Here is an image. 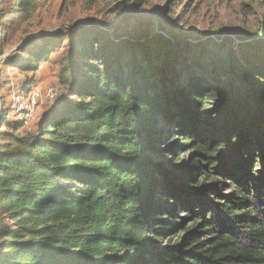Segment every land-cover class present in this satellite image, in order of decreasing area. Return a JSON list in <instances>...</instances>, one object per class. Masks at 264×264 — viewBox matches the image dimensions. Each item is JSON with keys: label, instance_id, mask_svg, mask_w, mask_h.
Returning a JSON list of instances; mask_svg holds the SVG:
<instances>
[{"label": "trees", "instance_id": "obj_1", "mask_svg": "<svg viewBox=\"0 0 264 264\" xmlns=\"http://www.w3.org/2000/svg\"><path fill=\"white\" fill-rule=\"evenodd\" d=\"M46 1L0 0L3 42ZM78 43L75 100L0 144V264H264V39L243 61Z\"/></svg>", "mask_w": 264, "mask_h": 264}, {"label": "rangeland", "instance_id": "obj_2", "mask_svg": "<svg viewBox=\"0 0 264 264\" xmlns=\"http://www.w3.org/2000/svg\"><path fill=\"white\" fill-rule=\"evenodd\" d=\"M4 16L0 12V144L11 134H36L52 110L75 100L71 83L77 66L86 63L78 43L83 34L98 52L111 44L110 59L121 46L130 50L125 55L130 59L144 49L163 52L168 46L203 60L211 49L226 56L230 48L243 61L251 55L248 46L264 39V0H47L7 42L2 40ZM43 41L51 46L49 56L38 70L21 71L23 51ZM0 221L14 223L2 211Z\"/></svg>", "mask_w": 264, "mask_h": 264}, {"label": "built area", "instance_id": "obj_3", "mask_svg": "<svg viewBox=\"0 0 264 264\" xmlns=\"http://www.w3.org/2000/svg\"><path fill=\"white\" fill-rule=\"evenodd\" d=\"M55 94V88L50 87L48 95L52 96Z\"/></svg>", "mask_w": 264, "mask_h": 264}, {"label": "water", "instance_id": "obj_4", "mask_svg": "<svg viewBox=\"0 0 264 264\" xmlns=\"http://www.w3.org/2000/svg\"><path fill=\"white\" fill-rule=\"evenodd\" d=\"M0 27H1V26H0ZM1 117H2V116H1V113H0V123H1Z\"/></svg>", "mask_w": 264, "mask_h": 264}]
</instances>
